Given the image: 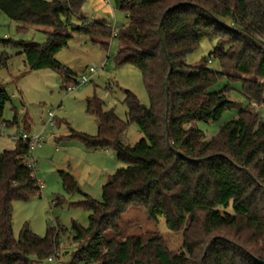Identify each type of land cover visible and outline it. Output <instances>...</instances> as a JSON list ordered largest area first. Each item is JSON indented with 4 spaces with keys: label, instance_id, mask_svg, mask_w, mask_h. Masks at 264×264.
I'll return each instance as SVG.
<instances>
[{
    "label": "trees",
    "instance_id": "1",
    "mask_svg": "<svg viewBox=\"0 0 264 264\" xmlns=\"http://www.w3.org/2000/svg\"><path fill=\"white\" fill-rule=\"evenodd\" d=\"M85 1L0 0V13L22 23V30L28 26L52 29L45 30L44 44L0 41L21 49L29 72L57 71L66 88L76 79L57 54L72 38L68 31L87 34L105 49L116 37L120 41L116 62L133 63L140 69L149 97L145 105L127 90L126 120L98 97L89 98L87 112L97 117V134L71 129L72 136L88 149H111L123 163L103 185L101 200L84 194L89 224H73L77 251L72 264H264V117L256 105L243 108L210 139L193 125L217 121L236 105L228 86L209 91L224 79L240 80L247 99L263 102L264 10L258 0H113L127 19L117 36L113 22L84 15ZM178 3L187 4L172 11L163 25L168 61L159 26L163 13ZM204 39L215 41L209 55L219 61L220 70L185 60ZM10 59L8 52L0 51V68L8 67ZM207 61L204 58L202 63ZM10 100L0 82V127L17 123L16 118L3 119ZM133 123L142 138L129 144L125 134ZM29 154L30 143L24 141L13 149H0V264H38L58 257L63 230L59 225L48 226L44 237L27 225L18 238L14 233V202L27 201L42 189L35 169L26 162ZM210 156L202 162L190 161ZM64 185L70 192L80 191L69 174ZM131 207L144 208L153 223L164 218L170 231L182 233V247L172 251L159 231L147 237H123L120 222ZM214 237L219 239L205 255Z\"/></svg>",
    "mask_w": 264,
    "mask_h": 264
},
{
    "label": "rangeland",
    "instance_id": "2",
    "mask_svg": "<svg viewBox=\"0 0 264 264\" xmlns=\"http://www.w3.org/2000/svg\"><path fill=\"white\" fill-rule=\"evenodd\" d=\"M83 13L88 18L99 16L115 23L117 30L126 23V15L118 9L113 0H86ZM78 23V20H74ZM24 26L0 13L1 40H29L44 44L47 41L46 31L51 28L42 26ZM72 38L69 44L57 54V60L73 71L77 80L93 64L107 62L106 69L100 70L93 79L75 90L69 91L62 85V76L52 69L28 71L25 57L20 54L19 47L6 46L0 43V51L11 55L8 67L0 68V82L6 88L11 100L7 103L3 119L7 122L17 119V123L6 126L0 134V149H13L17 141L14 135L27 133L30 137L45 131V142L35 150V174L42 184L40 194L27 201L14 202V233L18 238L21 230L27 225L38 236L44 237L48 226L59 225L60 233L58 257L38 264H72L77 251L73 239V224L87 227L90 210L83 202L85 195L101 200L103 185L123 163L113 150H90L78 138L72 136V130L88 135H96L98 120L87 112L89 98L98 97L107 109H114L117 116L126 120L127 106L124 103L127 90L133 92L141 103L149 105V97L145 89L142 73L133 63L118 64L116 53L120 41L113 37L109 40V48L94 43L87 34L68 31ZM107 40V39H106ZM105 40V41H106ZM215 41L204 39L198 49L188 54L185 60L193 65L204 64L207 68L220 70L219 61L210 57ZM207 58L206 63H202ZM245 77V76H243ZM228 86L229 97L236 105L227 109L217 121H196L194 126L201 129L207 139L217 135L221 126L236 118L239 111L248 106H255L264 117L263 102L256 104L242 93L240 80L224 79L210 87V92H218ZM255 109V108H254ZM50 112L54 114V124L49 123ZM142 138L136 124H131L126 131L125 141L135 144ZM73 177L80 191H68L64 185V176ZM123 237L142 234L147 237L159 231L172 251H178L183 244L181 232L170 231L165 219L159 223L149 221L147 211L142 207H131L120 222ZM91 264H98L91 263Z\"/></svg>",
    "mask_w": 264,
    "mask_h": 264
},
{
    "label": "built area",
    "instance_id": "3",
    "mask_svg": "<svg viewBox=\"0 0 264 264\" xmlns=\"http://www.w3.org/2000/svg\"><path fill=\"white\" fill-rule=\"evenodd\" d=\"M110 2V0H107ZM116 23V22H115ZM115 23L112 24V30H113V35L114 36H117V29H116V26H115ZM110 24H108L109 26ZM107 62L108 61H105L104 63H102L101 65H97V64H93V65H90L89 67H87V71L80 77L76 80V82L74 84H71L67 87V89L69 91H73L75 90L78 86L80 85H84V84H87L89 83L93 77L100 71V70H103V69H106L107 67ZM50 118H49V123L51 124H54V114L52 112H50ZM5 129V126H1L0 127V134L3 133ZM45 131L43 132H40L36 135H33V136H29L26 132L21 134V135H14L13 138L15 141L19 142V141H24V142H29L30 143V154H29V157L27 159V164L34 168L35 167V164H36V158H35V150L37 147L41 146L44 142H45ZM40 187L42 188V184H40ZM50 260H53L52 258H50Z\"/></svg>",
    "mask_w": 264,
    "mask_h": 264
},
{
    "label": "water",
    "instance_id": "4",
    "mask_svg": "<svg viewBox=\"0 0 264 264\" xmlns=\"http://www.w3.org/2000/svg\"><path fill=\"white\" fill-rule=\"evenodd\" d=\"M258 2H259V4L262 6V8H263V10H264V3H263V1H262V0H258ZM185 4H187V3H178V4L174 5V6L169 7V8L163 13V16H162V19H161V22H160L159 33H160L161 43H162L163 51H164L165 56H166V58H167L168 61H170V57H169V54H168V47H167V43H166L165 36H164L163 25H164L165 19L167 18V16H168L172 11H174L176 8H178V7H180V6H183V5H185ZM194 6L200 8L202 11H205V12L209 13V12H208L206 9H204L203 7H200V6H198V5H194ZM209 14H210V13H209ZM210 15H211V14H210ZM211 16H212L213 18H215L213 15H211ZM245 37L248 38V39H250V40H252L257 46H260V44H259L257 41L253 40V39L250 38L248 35L245 34ZM172 71H173V67H172V64L170 63V71H169V74H168V77H167V90H168V91H169V89H170L169 81H170V78H171V75H172ZM168 106H169V103H168ZM167 129H168V132H169V131H170V123H169V122L167 123ZM175 152H176L177 154H179L180 156H184L182 153H180V152H178V151H176V150H175ZM220 156H224V155H221V154H220ZM209 158H211V156H210V157H206V158H199V159H198V158H195V159H194V158H193V159L191 158L190 161H192V162H202V161L207 160V159H209ZM244 170H245V171H246V172L252 177V179L256 180V178L250 173V171H248L247 169H244ZM263 189H264V187H263ZM217 239H219V237H214V238L210 241L209 245H208L207 248H206L205 255L209 252L211 246L214 244V242H215ZM205 255H204V256H205ZM202 262H203V259H202Z\"/></svg>",
    "mask_w": 264,
    "mask_h": 264
},
{
    "label": "crops",
    "instance_id": "5",
    "mask_svg": "<svg viewBox=\"0 0 264 264\" xmlns=\"http://www.w3.org/2000/svg\"><path fill=\"white\" fill-rule=\"evenodd\" d=\"M97 18H103V17L99 16V17H97ZM17 135H18V134H17Z\"/></svg>",
    "mask_w": 264,
    "mask_h": 264
}]
</instances>
